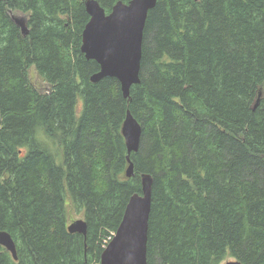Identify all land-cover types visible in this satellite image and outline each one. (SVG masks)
Instances as JSON below:
<instances>
[{
	"label": "trees",
	"instance_id": "1",
	"mask_svg": "<svg viewBox=\"0 0 264 264\" xmlns=\"http://www.w3.org/2000/svg\"><path fill=\"white\" fill-rule=\"evenodd\" d=\"M85 1L0 0V232L17 249L0 244V264H101L143 173L148 264H264V0H157L128 99L118 79L91 80ZM97 1L109 14L132 0ZM129 111L142 126L132 178ZM68 200L86 235L69 233Z\"/></svg>",
	"mask_w": 264,
	"mask_h": 264
},
{
	"label": "water",
	"instance_id": "2",
	"mask_svg": "<svg viewBox=\"0 0 264 264\" xmlns=\"http://www.w3.org/2000/svg\"><path fill=\"white\" fill-rule=\"evenodd\" d=\"M199 1V0H196ZM157 0H132L118 2L111 13L97 0H86L85 7L90 21L83 32L82 53L87 60L96 61L101 70L91 78L98 83L104 78H116L121 84L125 98L130 97L131 88L140 83L143 42L149 12ZM13 20L24 37L30 33L25 16L13 14ZM122 134L128 148V178L135 175L131 154L138 152L141 144L142 126L129 111L123 124ZM143 193L131 197L124 218L112 241L101 256V264H148V230L152 209L153 179L142 177ZM72 234H87L86 220H79L68 226ZM0 244L17 259L16 244L6 231L0 232ZM226 264H242L231 261Z\"/></svg>",
	"mask_w": 264,
	"mask_h": 264
},
{
	"label": "rangeland",
	"instance_id": "3",
	"mask_svg": "<svg viewBox=\"0 0 264 264\" xmlns=\"http://www.w3.org/2000/svg\"><path fill=\"white\" fill-rule=\"evenodd\" d=\"M19 15H22L19 13ZM30 77L32 80L33 85L38 88V90L44 92L45 90L48 89V85L46 82L43 81V79L39 76L37 70L35 69V67H32L30 69ZM92 78V77H91ZM80 103L82 104L83 107V98H81ZM45 134L44 132L40 129L38 132V138L40 140H44ZM49 146L51 148H56L59 152H61V148L60 146L55 143V142H48ZM55 154L56 157V161L58 164L62 165L63 164V159H64V155H63V149H62V153L59 155L55 152H53ZM152 199H153V195H152ZM67 215H68V225L70 226L72 223L79 221V220H85L84 217V211L77 209L72 203L71 201L69 202V200L67 201ZM109 244V243H108ZM107 244V245H108ZM236 259L233 258H227L222 264H225L227 262L230 261H235Z\"/></svg>",
	"mask_w": 264,
	"mask_h": 264
},
{
	"label": "bare ground",
	"instance_id": "4",
	"mask_svg": "<svg viewBox=\"0 0 264 264\" xmlns=\"http://www.w3.org/2000/svg\"><path fill=\"white\" fill-rule=\"evenodd\" d=\"M27 26H28V28L30 29V26H29V24H28V19H27ZM125 97V96H124ZM126 99H128V98H126ZM256 107H257V105H256ZM127 115H128V113H127ZM127 117V116H126ZM125 120H126V118H125ZM125 122V121H124ZM125 142H126V140H125ZM127 146V145H126ZM128 149V148H127ZM133 153H136V152H133ZM132 153V154H133ZM131 154V155H132ZM128 156H129V153H128ZM129 162V161H128ZM129 167V166H128ZM128 169V168H127ZM127 171V170H126ZM146 175H148V176H150L152 179H153V177H152V175H150V174H148V173H143V174H141V182H142V177L143 176H146ZM127 176V175H126ZM128 178V177H127ZM142 193H143V189H142ZM142 193L140 194V195H142ZM134 196V195H133ZM129 204V203H128ZM128 206V205H127ZM127 208V207H126ZM126 211V210H125ZM124 215H125V213H124ZM124 218V217H123ZM70 233V232H69ZM116 234V233H115ZM114 234V235H115ZM114 237V236H113ZM113 237H112V239H113ZM112 239L110 240V242L112 241ZM109 242V243H110ZM109 245V244H108ZM106 249V248H105ZM235 261H237V260H235ZM231 262V261H230ZM226 264V263H225Z\"/></svg>",
	"mask_w": 264,
	"mask_h": 264
}]
</instances>
